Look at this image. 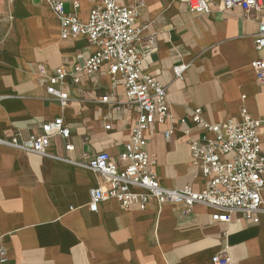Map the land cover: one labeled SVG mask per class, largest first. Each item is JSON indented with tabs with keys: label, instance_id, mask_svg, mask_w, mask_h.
Returning a JSON list of instances; mask_svg holds the SVG:
<instances>
[{
	"label": "crops",
	"instance_id": "0c3cea01",
	"mask_svg": "<svg viewBox=\"0 0 264 264\" xmlns=\"http://www.w3.org/2000/svg\"><path fill=\"white\" fill-rule=\"evenodd\" d=\"M63 1L82 22L102 2ZM186 1L144 0L138 19L147 26L144 36L154 35L156 44L155 49L147 41L142 44L144 70L167 89L176 120L195 108H202L210 123L240 120L242 108L261 118L264 91L252 62L258 57L254 36L264 11L249 18L238 8L219 11L214 3L220 0H207L210 14H191ZM0 24V136L19 133L27 139L62 117L74 146L66 151L57 136L47 155L40 156L0 145V249L6 253L0 264H215L219 255L230 264H264V212L259 224L238 216L220 224L203 205L185 212L180 205L151 201L144 211H125L109 200L98 212L90 211V190L105 183L86 163L101 152L119 160L135 122L133 110L120 111L99 96L123 101L125 90H110L104 68L68 86L72 101L62 108L48 95L36 66L71 65L95 48L83 36L63 40L60 22L44 0H14L4 8ZM180 64L188 67L176 79L173 69ZM147 137L163 187H205L180 125L170 140L156 126ZM260 138L264 154V126Z\"/></svg>",
	"mask_w": 264,
	"mask_h": 264
},
{
	"label": "built area",
	"instance_id": "2783aa9c",
	"mask_svg": "<svg viewBox=\"0 0 264 264\" xmlns=\"http://www.w3.org/2000/svg\"><path fill=\"white\" fill-rule=\"evenodd\" d=\"M60 22L63 40L86 37L95 48L85 58L78 57L71 65H61L48 70L44 64L36 66L48 95L62 108H68L71 97L68 86H78L84 77L94 78L103 69L113 92L122 86L125 100L119 101L110 95L99 96L100 102L110 104L118 110H133L135 122L128 142L115 160L109 153L94 155L86 167L98 174L105 186L94 188L89 193V209L98 212L101 203L115 200L125 211L133 208L146 210L151 201L159 205H180L185 212L197 205L213 210L211 220L229 224L238 216L259 224L264 212L262 192L264 190V154L260 130L264 116L252 117L246 108L241 110V119H227L210 123L204 118L202 108L193 109L185 118L176 120L169 104L167 89L156 77L144 70L147 56L142 44L148 42L156 48L154 35L144 36L147 26L138 24L139 8L144 0H102L93 8L87 22H82L74 13L65 11L63 0H44ZM191 14H210L212 7L207 0H187ZM219 11L241 9L249 18H257L264 11V0H220L214 3ZM80 7L73 3L74 10ZM12 19V18H11ZM258 57L252 62L259 87L264 91V22L259 23L254 36ZM187 65H177L173 72L176 79H182ZM177 125L187 137L192 165L199 170L205 187L197 190L191 184L181 188L163 187L153 170L154 159L148 150V133L153 127L163 128V135L170 140ZM110 130V126L105 127ZM71 129L62 117L42 126V133L22 139L21 135L4 134L0 145L47 155L54 137L65 142L68 152L74 151L70 143ZM1 261L6 253L0 249ZM215 264H230L227 257L216 256Z\"/></svg>",
	"mask_w": 264,
	"mask_h": 264
},
{
	"label": "rangeland",
	"instance_id": "374dc122",
	"mask_svg": "<svg viewBox=\"0 0 264 264\" xmlns=\"http://www.w3.org/2000/svg\"><path fill=\"white\" fill-rule=\"evenodd\" d=\"M13 2H14V0H0V22L2 20L4 8L8 7V9H9L12 6ZM65 11L68 12L69 10L67 8H65Z\"/></svg>",
	"mask_w": 264,
	"mask_h": 264
}]
</instances>
